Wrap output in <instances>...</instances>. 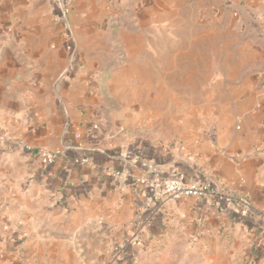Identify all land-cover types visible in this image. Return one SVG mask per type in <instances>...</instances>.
Here are the masks:
<instances>
[{"label": "rangeland", "instance_id": "1", "mask_svg": "<svg viewBox=\"0 0 264 264\" xmlns=\"http://www.w3.org/2000/svg\"><path fill=\"white\" fill-rule=\"evenodd\" d=\"M129 1L0 0V65L10 69L9 89L0 92V134L8 140L0 146V168L33 151L51 150L57 159L79 147L71 136L77 141L82 134L69 117L78 109L87 141L104 156L98 167L103 176H127L134 187H144L152 176L133 170L131 159L157 169L159 180L191 165L207 171L202 184L214 194L203 200L234 199L227 208L241 209L238 216L246 218L215 226V233L212 223L198 229L173 221L151 242L136 245L124 237L98 264H263L264 211L213 177L200 150L207 138L213 141L219 122L239 130L240 120L227 113L236 81L224 77L238 76L239 61L259 60L264 49L233 46L245 37L231 32L237 15L217 20L205 11L210 1L190 0L187 7L171 0V10L158 13L160 26L170 22L169 40L158 36L155 56L142 51L139 58V51L123 48L119 32L140 23ZM38 152L32 158L49 168L41 166ZM115 155L126 158L125 167H115Z\"/></svg>", "mask_w": 264, "mask_h": 264}, {"label": "crops", "instance_id": "2", "mask_svg": "<svg viewBox=\"0 0 264 264\" xmlns=\"http://www.w3.org/2000/svg\"><path fill=\"white\" fill-rule=\"evenodd\" d=\"M183 1L188 7L190 0ZM207 1L211 3L205 11L211 18L237 15L239 22L231 32L238 31L245 37L232 44L236 49H264V0ZM129 2L136 3L140 23L120 29L125 35L123 48L139 51V58L144 57L142 51L153 58L158 36L169 40L170 22L160 26L158 13L166 15L172 8L171 0ZM239 62L238 76L224 77L226 81H236L232 107L227 113L240 120L239 130L235 131L232 123L219 122L214 127L213 141L207 138L200 155L208 158L207 167L213 177L264 211V57ZM9 71L0 65V92L9 89L4 85ZM69 117L76 133L82 134L77 141L71 136L72 143L79 147L44 170L32 158L36 153L16 156L13 166L0 168V264H98L100 258L109 255L110 246L121 244L124 237L136 245L140 240L151 242L160 229L165 231L173 221L198 229L212 223L213 232L226 223H238L242 210L231 209L229 214L224 201L218 198L213 202H164L159 188L134 187L128 181L103 176L98 167L104 156L87 141L79 110L71 109ZM84 158L87 163H75ZM125 159L115 155L113 164L125 167ZM130 163L135 171L159 175L143 160L134 158ZM180 170L186 182L206 180V170L191 165Z\"/></svg>", "mask_w": 264, "mask_h": 264}, {"label": "built area", "instance_id": "3", "mask_svg": "<svg viewBox=\"0 0 264 264\" xmlns=\"http://www.w3.org/2000/svg\"><path fill=\"white\" fill-rule=\"evenodd\" d=\"M67 10H65L62 13L63 18H65V13ZM92 129H96L97 125L96 123H92L91 125ZM7 138H5L3 135L0 134V146L4 145L7 142ZM21 144V142H19ZM22 147V146H21ZM38 159L39 163L43 167H49L52 166L56 160V155L51 150H41L38 152ZM75 163L77 164H85L87 163V159H76ZM112 171V170H111ZM110 171V172H111ZM111 174L115 177H121L123 175H120L118 171L111 172ZM127 180L129 178L125 176ZM149 178V179H148ZM145 181H142L144 184H150L153 187H157L160 189V191L164 195V199L166 201H178L182 199H206L210 198V196L213 197L212 192L209 191L208 186L206 184H196V183H190L184 181V176L180 173L174 172L173 175L168 177L164 180L155 179L156 176L148 177ZM219 200L225 201V203L230 204L234 201V199L228 198L226 196H217ZM234 203V202H233Z\"/></svg>", "mask_w": 264, "mask_h": 264}, {"label": "trees", "instance_id": "4", "mask_svg": "<svg viewBox=\"0 0 264 264\" xmlns=\"http://www.w3.org/2000/svg\"><path fill=\"white\" fill-rule=\"evenodd\" d=\"M37 152H38V151H33V153H37ZM153 176H155V175H153ZM122 180H123V181H125V180L127 181V179H126V178H123ZM196 184H200V183H196ZM148 187H150V188H153V189H154V188H157V187H153V186H152V185H150V184H148ZM157 189H158V188H157ZM224 203H225V201H224ZM225 204H226V203H225ZM227 206H229V204H227V205H226V207H227ZM228 208H229V207H228ZM232 209H233V208H232ZM228 210L230 211V210H231V208H230V209H228Z\"/></svg>", "mask_w": 264, "mask_h": 264}]
</instances>
